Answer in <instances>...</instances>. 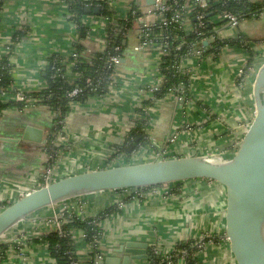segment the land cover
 Wrapping results in <instances>:
<instances>
[{
  "label": "crops",
  "instance_id": "1",
  "mask_svg": "<svg viewBox=\"0 0 264 264\" xmlns=\"http://www.w3.org/2000/svg\"><path fill=\"white\" fill-rule=\"evenodd\" d=\"M109 3L117 34L122 30L121 21L127 18L134 4L142 5V11L143 5L148 4L147 0H110ZM184 8L189 13L194 5L185 0ZM99 12L91 11L82 17L88 34L80 40L76 24L69 19L68 4L63 0H5L0 15V58L9 54L12 85L2 94V100L15 101L22 92L43 88L49 57L53 54L69 57L76 42L82 45L85 57L104 50L108 20ZM212 21L217 23L214 34L207 38L204 47L215 38L241 35L248 40V49L228 45L216 55L193 54L182 59L179 65L188 73L192 99L178 101L173 91L155 99L144 130L149 140L147 146H139L141 137L134 141L140 135L129 141L126 134L134 125L135 108L151 96L153 85L162 83L163 75L159 73L162 47L158 42L143 44L140 22L132 24L122 41L124 48L113 76L115 86L104 96L90 98L85 103H70L63 133L54 141V146L61 149L54 162L60 177L159 158L204 156L222 161L231 157L255 110L253 85L264 65V9L256 17L241 19L237 29L228 26L219 15ZM186 22L185 29L191 30L192 24ZM17 32H22V36L14 42ZM250 57L252 61L245 75H239V69ZM71 67V63L66 65L68 77L73 78ZM53 116L49 107L38 103L24 109L10 106L1 111L3 205L18 199L23 188L39 187L35 183L52 162L45 143ZM27 127L40 128L45 142L25 139ZM122 144H126L125 153L129 156L122 154L119 160L110 161L112 147ZM130 144L134 146L128 151ZM152 189L159 192L151 193ZM133 192L132 189L95 191L34 212L0 237V264H57L48 253L44 236L53 228L51 218L69 208L84 218L109 209L99 223L102 260L123 258L127 255L124 250L127 242L135 244L130 246L132 250H140L145 244L148 254L152 247L167 253L184 240L196 239L202 243L195 255L198 264H231L221 237L219 208L223 194L218 184L207 179H190L152 186L144 190L142 197ZM16 237L20 243L14 241ZM75 248L78 256H88L84 239L76 238ZM131 262L148 264V259ZM174 264H186V258L182 255Z\"/></svg>",
  "mask_w": 264,
  "mask_h": 264
},
{
  "label": "trees",
  "instance_id": "2",
  "mask_svg": "<svg viewBox=\"0 0 264 264\" xmlns=\"http://www.w3.org/2000/svg\"><path fill=\"white\" fill-rule=\"evenodd\" d=\"M63 1L68 4L69 19L76 24L80 40L88 34V28L82 22V17L86 15L85 7H99V14L108 20L105 30L106 44L104 50L85 57L82 54V45L80 42H76L74 51L77 56L75 58L72 55L67 58L59 54L51 55L45 69V86L36 91L22 92L23 100H10L7 102H4L1 96L11 88L12 69L9 62V54L0 58V113L3 109L10 106L22 108L26 98L35 97L38 100V104L49 107L54 114L50 131L46 138L47 142L45 143V147L47 146L51 155L50 160H52L47 166L54 165L58 152L61 150L60 147L54 146V141L56 136L63 132L64 119L71 109L70 103L72 101L85 103L90 98L103 96L108 92V85L112 81L111 76L114 69L113 67L107 68L105 64L112 55L121 57L125 32L134 22L138 21V17L143 15L140 5L134 4L127 18L121 21L122 27L120 29L122 28V30L117 34V27L112 22L114 11L109 3L110 0L93 2L88 0ZM4 2L5 0H0V15ZM184 2L185 0H165V4L169 6V9L164 12L163 16L169 19L175 11H179L183 16L179 22L165 24L161 17L155 16L148 21L140 23V29L143 28V32H140L141 39H151L154 42L163 43L166 45V53L161 56L159 65V73L163 75L162 83L157 90L152 91L148 99L143 100L141 105L135 108L134 125L126 134V140L129 141L135 135H140L139 146L149 145V140L145 136L144 130L147 127L149 118L148 109L153 105L155 99L166 95L178 85L183 86V91L178 94L182 101L192 99L188 73H181L178 66L183 57L193 53L192 47L194 44L202 47V54L210 53L212 55H216L224 46L228 45H238L248 49V40L241 35L234 38H215L211 44L204 47L203 40L214 34L213 29L217 24L212 21V18L215 15L221 16L226 12L236 14L240 20L253 18L264 9V0H207L206 7L201 8L197 4L188 13L186 8H184ZM190 2L195 5L196 0H190ZM200 14L201 16L198 17ZM186 20L192 24L191 30L187 31L185 29ZM222 21L225 20L222 19ZM21 36L22 32L15 33L13 41L16 42ZM116 46H119L118 50H115ZM251 59V57L248 59L246 67L251 64ZM68 63L72 64L73 78L67 75L66 65ZM75 87L79 88L80 91L77 95L70 96L69 93ZM125 146L126 144L114 145L110 161L122 154H126ZM126 155L129 156V154ZM150 187L132 188V192L134 191V195L142 197L144 194L141 193ZM108 211L109 209H105L95 217L83 219L78 215L71 214L68 216V220L62 224L67 229L75 226L84 231L85 241L91 243L94 247L87 257L77 255L75 240L69 234L59 235L54 228L44 236L49 255L54 258L57 264H71L72 261H75L76 264H96L94 256L98 252L97 243L100 242L101 237V228L98 223L108 214ZM197 243L196 239H187L180 242L173 251L167 253L152 247L147 254L148 264H174L182 255L186 258V264H198L195 255L200 247L197 246Z\"/></svg>",
  "mask_w": 264,
  "mask_h": 264
},
{
  "label": "water",
  "instance_id": "3",
  "mask_svg": "<svg viewBox=\"0 0 264 264\" xmlns=\"http://www.w3.org/2000/svg\"><path fill=\"white\" fill-rule=\"evenodd\" d=\"M91 11L98 13L99 8L85 7L86 13ZM207 42L204 40L203 45ZM253 95V118L231 157L222 161L204 156L159 158L58 177L8 204L3 205L0 200V237L34 212L81 194L207 179L222 188L221 237L226 243L230 263L264 264V65L256 75ZM23 137L45 142L40 128L27 127ZM139 138L135 137L134 141ZM133 146L130 144L127 150ZM133 245L131 242L125 244L127 255L123 258L106 257L99 263L131 264V261L147 257L145 244L140 250L130 249Z\"/></svg>",
  "mask_w": 264,
  "mask_h": 264
},
{
  "label": "built area",
  "instance_id": "4",
  "mask_svg": "<svg viewBox=\"0 0 264 264\" xmlns=\"http://www.w3.org/2000/svg\"><path fill=\"white\" fill-rule=\"evenodd\" d=\"M112 1V0H111ZM139 1V0H138ZM199 5L201 8L203 7H206L207 6V0H196V3L194 6L196 5ZM140 8H142V5L140 6ZM169 9V6H167L165 4V0H152V3H149L147 4L146 6L143 5V15L138 17V21L141 23V22H144V21H148L150 20L151 18L157 16V17H161L162 20L164 21L165 24L167 23H172V22H179L183 16H182V13H180L179 11H175L171 17L169 19L165 18L163 16L164 12H166L167 10ZM200 15H198V17H200ZM222 19L225 20V22L228 24V26L232 27V28H235L237 29L238 26H239V22H240V19L238 18V16L236 14H233V13H229V12H226L224 13L223 15L220 16ZM140 32L142 33L143 32V28L140 29ZM204 40H207L204 39ZM203 40V41H204ZM154 41L151 40V39H145L143 41V44H149V43H153ZM154 43H157V42H154ZM159 43V42H158ZM161 45V51H162V54H165L166 53V45H164L163 43H159ZM166 44V43H165ZM119 49V46H116L115 47V50H118ZM202 47L197 45V44H194L193 47H192V54H195L196 56L200 57L202 55ZM72 57H76L77 56V53L75 51H73L71 53ZM190 56L187 55L185 57H183L182 59L186 58ZM181 59V61H182ZM160 61H161V57H160ZM120 62V58L115 56V55H112L109 57L107 63L105 64V66H107V68L109 67H113L114 71L112 73V81L109 82V85H108V92L106 94L109 93V91L115 86V81H114V72H115V67L116 65ZM178 69L181 73H184L183 70H181L182 68L180 67V65L178 66ZM246 70H248V67H246V64L241 68L239 69V75L241 76H244L245 73H246ZM241 80V79H240ZM159 87V85H153L151 87V92L153 90H157ZM80 91L79 88L75 87L72 89V91L69 93L70 96H74V95H77V93ZM171 91H173L175 93V97L178 101H182V99L179 97L178 94H180L182 91H183V86L181 85H178L176 86L175 88H173ZM105 94V95H106ZM104 96V95H103ZM24 99V96L22 93L18 94L17 97H16V100H23ZM37 98L35 97H28L25 99V103L23 105V107L21 109H24V108H28L30 106H32L33 104H37ZM150 109V108H149ZM148 109V110H149ZM64 127V126H63ZM63 133V132H62ZM172 140V138L170 139ZM117 160H119L120 158L117 157L116 158ZM60 177V172L57 171L55 168H54V165L53 166H47L44 170H43V173L41 175V179L40 181H37V183H35V185L37 186H43L49 182H51L52 180L56 179ZM16 188H22L20 186H15ZM36 187L32 188L31 190L35 189ZM38 188V187H37ZM18 190V189H17ZM23 190V192H22ZM22 190L19 191V194L20 196L26 194L27 192L31 191L27 188H23ZM159 190L158 189H152L151 193H158ZM165 192V191H164ZM143 194V193H141ZM71 214H74V211L69 208V209H65L63 211H60L59 213L55 214L50 222L52 223L53 225V228L55 230L58 231V234L59 235H67L69 234L71 236V238H73L74 240L78 237L82 238L85 240V233L83 230L79 229L78 227H75V226H71L70 228H64L62 226L63 223H65L68 219V216L71 215ZM81 217V216H79ZM84 217H81V219H83ZM100 223V222H99ZM98 223V224H99ZM16 243H20V238L19 237H16V239L14 240ZM88 244V253H90L94 247L91 243L87 242ZM99 242L97 243V250L98 252L95 253V256H94V260H95V263L98 264L102 258H103V254L102 252L99 250V246L98 245ZM197 246L198 247H201L202 246V243L201 242H198L197 243ZM71 264H76L75 261H72Z\"/></svg>",
  "mask_w": 264,
  "mask_h": 264
}]
</instances>
